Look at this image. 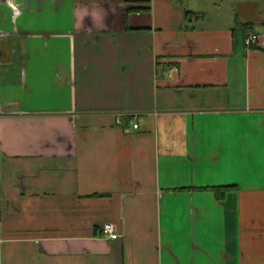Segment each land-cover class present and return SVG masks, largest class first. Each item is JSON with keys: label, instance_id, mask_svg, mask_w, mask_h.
I'll return each instance as SVG.
<instances>
[{"label": "crops", "instance_id": "obj_1", "mask_svg": "<svg viewBox=\"0 0 264 264\" xmlns=\"http://www.w3.org/2000/svg\"><path fill=\"white\" fill-rule=\"evenodd\" d=\"M202 2L0 0V264H264V20Z\"/></svg>", "mask_w": 264, "mask_h": 264}, {"label": "rangeland", "instance_id": "obj_2", "mask_svg": "<svg viewBox=\"0 0 264 264\" xmlns=\"http://www.w3.org/2000/svg\"><path fill=\"white\" fill-rule=\"evenodd\" d=\"M181 2V0H178ZM186 4V8H192L195 12H205L207 7L202 0H182ZM247 1H251L249 3ZM213 2L220 8L216 10L223 12L230 11L231 13H238L239 16L243 14L255 15L258 19L264 20V0H213ZM182 5V3H179ZM213 9L210 7L209 11ZM261 27V25H259ZM262 32V31H261ZM263 35V34H262Z\"/></svg>", "mask_w": 264, "mask_h": 264}, {"label": "built area", "instance_id": "obj_3", "mask_svg": "<svg viewBox=\"0 0 264 264\" xmlns=\"http://www.w3.org/2000/svg\"><path fill=\"white\" fill-rule=\"evenodd\" d=\"M259 41V35L256 32H250L245 38V44L248 47L257 45ZM102 236L108 239H117L119 234L116 232L115 227L111 223H105L102 227Z\"/></svg>", "mask_w": 264, "mask_h": 264}, {"label": "trees", "instance_id": "obj_4", "mask_svg": "<svg viewBox=\"0 0 264 264\" xmlns=\"http://www.w3.org/2000/svg\"><path fill=\"white\" fill-rule=\"evenodd\" d=\"M230 188L232 187H212L210 189L213 190L216 196H221L222 194H224L225 191H227Z\"/></svg>", "mask_w": 264, "mask_h": 264}, {"label": "clouds", "instance_id": "obj_5", "mask_svg": "<svg viewBox=\"0 0 264 264\" xmlns=\"http://www.w3.org/2000/svg\"><path fill=\"white\" fill-rule=\"evenodd\" d=\"M85 15H89L88 11H87V10H82V12H81V19H83V17H84ZM91 15H92L93 18H94L95 20H97V21L102 20V17L100 16L99 12L93 11V12L91 13Z\"/></svg>", "mask_w": 264, "mask_h": 264}]
</instances>
